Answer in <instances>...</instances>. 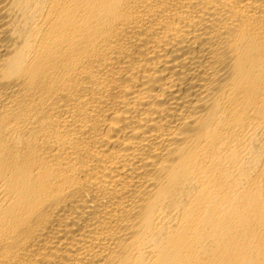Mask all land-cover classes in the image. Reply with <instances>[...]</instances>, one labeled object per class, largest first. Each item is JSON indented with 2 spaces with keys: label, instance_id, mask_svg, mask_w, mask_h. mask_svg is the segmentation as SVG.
<instances>
[{
  "label": "bare ground",
  "instance_id": "bare-ground-1",
  "mask_svg": "<svg viewBox=\"0 0 264 264\" xmlns=\"http://www.w3.org/2000/svg\"><path fill=\"white\" fill-rule=\"evenodd\" d=\"M0 264H264V0H0Z\"/></svg>",
  "mask_w": 264,
  "mask_h": 264
}]
</instances>
